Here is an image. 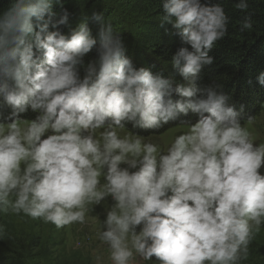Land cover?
<instances>
[{
	"label": "clouds",
	"instance_id": "obj_1",
	"mask_svg": "<svg viewBox=\"0 0 264 264\" xmlns=\"http://www.w3.org/2000/svg\"><path fill=\"white\" fill-rule=\"evenodd\" d=\"M162 7L161 26L171 24L191 47L172 57L187 82L174 89L172 80L136 69L100 16L97 40L84 22L69 35L49 32L52 0H11L0 13V96L12 109L10 122H0V215L59 230L84 225L110 198L96 232L110 264L153 257L242 264L264 225V143L254 142L228 97L194 83L213 63L208 53L226 36L229 18L221 4L200 0H162ZM234 7L247 13L240 32L252 29L248 0ZM68 18L64 10L52 27ZM94 47L96 58L85 64ZM256 80L264 86V71ZM173 91L182 99L173 101ZM28 109L35 119H20ZM189 112L198 119L180 126L186 130L166 148L122 123L154 129ZM6 234L0 224V239ZM94 260L104 264L100 255Z\"/></svg>",
	"mask_w": 264,
	"mask_h": 264
},
{
	"label": "trees",
	"instance_id": "obj_2",
	"mask_svg": "<svg viewBox=\"0 0 264 264\" xmlns=\"http://www.w3.org/2000/svg\"><path fill=\"white\" fill-rule=\"evenodd\" d=\"M237 2L238 0H200L202 5L207 6L221 4L229 23L226 36L217 41L208 53L213 58V63L202 69L194 83L200 87L213 86L218 94L228 97V102L238 112V121L242 126H246L250 118L256 120L264 109V86H260L256 80L257 75L264 71V0H248L253 26L245 32H240L239 28L240 21L247 13L234 7ZM10 3L11 0H0V13ZM132 8L134 11H131ZM64 10L69 13L67 23L53 28L52 24L59 19ZM128 10L131 11L130 14ZM52 12L56 15L49 23V32L59 31L61 34L69 35L84 22L91 33H95L94 38L97 40L99 22L95 17L100 16L106 26L112 27L114 35L123 41L124 55L131 60L136 69L144 68L153 75L172 80L173 89L184 82L187 85L172 67L171 60L180 48L191 51V47L181 39L171 24L164 23L161 26L162 17L165 15L162 0H52ZM45 19L49 18L46 16ZM33 23L35 24V21ZM95 58L94 47L84 57V63L87 64ZM79 72L82 78L83 68ZM10 87H14L12 82ZM171 98L173 101L182 99L174 91ZM11 111L10 106L0 96V122H10L6 118ZM36 115L37 113L28 109L20 114L19 118L32 120ZM197 119L198 115L191 112L187 115L180 114L175 120L150 129L149 132L161 135L173 127L195 123ZM0 224L6 228L1 220ZM6 233L5 238L0 239V264H18L21 261H24L21 264H61L57 263V257L55 259L48 257L46 243L40 239L29 242L33 245L35 254L31 261L24 259L25 254L21 245L23 243L17 244L12 240L7 228ZM258 244L255 241L251 242L249 258L242 264H264V249ZM76 258L77 256L73 255L71 263L64 261L62 264H76L74 262Z\"/></svg>",
	"mask_w": 264,
	"mask_h": 264
},
{
	"label": "rangeland",
	"instance_id": "obj_3",
	"mask_svg": "<svg viewBox=\"0 0 264 264\" xmlns=\"http://www.w3.org/2000/svg\"><path fill=\"white\" fill-rule=\"evenodd\" d=\"M134 11V8L131 9ZM128 10V13H131ZM141 14L143 12L141 11ZM93 37L95 33H93ZM35 50V49H34ZM36 56L38 52L34 51ZM14 86V82H12ZM185 84V82H184ZM186 85V84H185ZM125 128L134 135L142 137L152 136L154 142H158L162 147L166 148L167 145L172 141L174 136L180 134V132L186 130L182 127H173L161 135L150 134V129H144L141 127L133 126L130 122H122ZM249 131L252 132L255 137L254 142L257 144L264 143V109L260 116L254 121L252 125H246ZM123 135V132H121ZM261 173L264 174V167L260 169ZM113 202L110 198L103 201L101 205L93 207L92 211L86 217V223L84 225L72 224L65 226L57 230L54 225L45 224L40 219L32 220L27 217L16 216V215H0V220L5 223L6 228L10 231L12 240L16 243L22 242L25 258L31 261L35 251H33V245L29 242H34L37 239L43 240L46 243V251L48 257L55 259L57 257V263H71V257L76 255L77 258L74 262L76 264H95L94 256L100 255L103 257L104 264H110L107 260V249L101 247L99 241L96 239L97 229L100 228V223L105 219L106 209L111 206ZM97 218V219H96ZM252 241L262 245L264 249V225L261 226V230L257 233ZM79 244V247H77ZM56 246L54 249L53 247ZM8 257V256H6ZM80 261H79V260ZM24 263V261L19 262ZM18 263V264H19ZM145 264H159L155 257L151 261L145 262Z\"/></svg>",
	"mask_w": 264,
	"mask_h": 264
}]
</instances>
